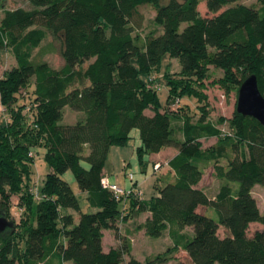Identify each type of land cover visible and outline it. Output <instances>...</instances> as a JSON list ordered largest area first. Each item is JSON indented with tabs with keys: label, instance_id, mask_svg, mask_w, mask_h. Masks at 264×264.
<instances>
[{
	"label": "trees",
	"instance_id": "trees-1",
	"mask_svg": "<svg viewBox=\"0 0 264 264\" xmlns=\"http://www.w3.org/2000/svg\"><path fill=\"white\" fill-rule=\"evenodd\" d=\"M28 1L31 8L7 9L0 22V50L12 49L17 62L0 78V105L8 115L0 126V216L13 223L0 233V264H125V256L127 264H142L129 240L108 250L104 245V231L119 238V220L136 213H149L140 230L150 237L168 232L194 264H264V229L248 234L252 223L264 224L253 195L255 185L264 187V124L236 109L228 120L231 132L223 134L225 118L216 124L205 105L199 104L203 112L195 122L185 113L189 105L180 107V114L171 109L176 99L206 101L211 67L223 72L215 83L227 89L238 90L256 75L264 96V0L259 7L207 0L211 16L199 11L201 0ZM146 6L154 8L162 32L141 38L136 32ZM49 32L60 44L61 68L45 59L57 50L55 41L42 46ZM166 53L182 64L180 72L164 75L167 109L148 81ZM32 86L30 103L20 104ZM66 107L85 112V119L62 124ZM174 120L182 122V137ZM135 128L142 164L145 154L164 147L173 146L178 154L168 162L173 179L157 184L149 199L129 196L124 215V198H116L102 180L111 148L128 145ZM211 137L218 142L205 148L202 139ZM40 147L51 171L37 198L27 187L33 152ZM196 159L214 161L221 181L215 197L200 187L204 172ZM68 170L93 212L82 210L62 178ZM13 195L23 206L18 219L10 206ZM220 227L227 231L224 237Z\"/></svg>",
	"mask_w": 264,
	"mask_h": 264
},
{
	"label": "rangeland",
	"instance_id": "rangeland-1",
	"mask_svg": "<svg viewBox=\"0 0 264 264\" xmlns=\"http://www.w3.org/2000/svg\"><path fill=\"white\" fill-rule=\"evenodd\" d=\"M207 0H201L199 4V11L202 15H209L212 14L208 12L206 6ZM243 4L247 5H256L260 6L259 0H238ZM31 4L28 0H0V22L4 13L7 9H17V8H31ZM145 13V21L143 24L142 29L138 30L136 33L140 34L141 38H145L147 35L150 34H160L162 32V28L155 24V16L156 12L152 6H146L143 8ZM186 23H183V27ZM55 41L57 50L54 53L48 54L45 59L50 62V64L55 68H61L64 65V59L60 53V44L55 40L54 36L51 32L48 33L47 39L43 42L42 46L48 44L49 42ZM39 49L33 51L36 54ZM132 63L135 66H138V58L135 57L132 59ZM17 64L16 57L12 49H1L0 50V78L3 77L4 73L11 69L13 66ZM89 63H85L81 69H85ZM182 70V64L179 58L171 57L169 53H166L161 61L160 70L155 73L156 75V84L158 85L159 89V97L161 103L165 104V109H167V99H168V86L166 80L164 79V75L166 72L178 73ZM149 75L143 74V78ZM223 76V72L220 69L215 67H211L210 69V77L205 81V87L203 90V94L207 96L204 102L199 103L196 98H184L181 100L180 107L183 108V105H189L188 110H185V113L190 116L192 122H195L197 118L203 112V108L199 110V104L202 106L205 105V109L208 113L210 120L213 122L220 123L219 119L225 118V121L221 124L222 133L226 134L231 132L228 120L232 118L234 112L237 109V100H238V93L239 89L237 88H230L227 89L222 87L218 82L221 77ZM147 77V78H148ZM34 86L29 89L30 95L26 98L19 97L20 104H29L30 98L33 95ZM25 95V94H24ZM208 103V106L206 105ZM175 114L179 113V108L171 107ZM151 114V112H150ZM4 112L2 111L0 105V126L5 125L7 122L8 115L3 116ZM86 114L82 111H76L71 109L70 107H66L64 109V119L62 120V124H74L77 121L85 119ZM182 122L174 120V128L177 131V136L182 137V134L179 133V127L181 126ZM219 125V124H218ZM132 139L130 141V145L128 147H124L122 150L125 153V159L127 168L124 170L123 174H120L122 171L123 160L117 157L116 149H113L109 155V159L107 162V166L112 167L113 164L115 166V172L117 175L120 176V185L123 189L130 190L134 183H138L140 186L137 187L143 194V196H150L152 193L157 191L155 188V184L159 186L166 185L170 180L166 174L167 166H163L161 170H155L153 159L151 154H145L143 157L142 164L137 152L135 149L141 145L142 141L140 139V132L138 128L132 130ZM224 136V135H223ZM218 142L217 138L213 139H203V145L205 148L209 146L215 145ZM116 148V147H115ZM87 153V149L85 151ZM45 147H40L37 151L33 152L35 156V162L33 164V171L30 175L31 178V187H27V189L33 193L35 191V185H37V189L39 191L42 190L47 174L51 171V168L47 161L44 158ZM120 159V160H119ZM200 168L203 169L204 176L203 180L200 184L202 188H204L209 196L215 197L218 193V190L221 185V181L216 177L214 171V161H206V160H195ZM119 163V165H118ZM219 163H225L223 159L219 160ZM132 173L134 176V180L131 181L128 174ZM62 178L67 181L76 195L79 198L80 205L84 212H93L95 209L90 208L89 204L86 199V193L82 192L78 186L76 178L71 170L66 171L64 174L61 175ZM173 179V178H172ZM35 194V193H34ZM253 195L258 201V205L262 214H264V187L257 184L253 189ZM12 207V215L15 218H19L21 215V208L19 195H13L11 199ZM122 208L125 206L127 209L130 207V203L128 201H124V203L120 205ZM202 211H205L206 208L201 207ZM208 215L215 217L214 210L209 208ZM128 210H125L127 213ZM19 212V213H17ZM134 215V214H133ZM146 214H135L134 216L129 215L127 218L120 219V234L119 238L116 237V233L113 230H105V246L106 248H111L113 246H121L122 242L130 241L132 243V255L140 260L142 264H194L191 258L188 256V253L182 249H176L174 247V243L169 236L168 232H165L161 237H150L145 234L144 231L139 229V225L142 221H145L146 218L144 217ZM136 216V217H135ZM145 218V219H144ZM264 229V224L255 222L250 225L248 230V234L251 236L255 233V231ZM188 233L191 232V229H187ZM219 235L224 237L227 235V231L220 227ZM129 262V256H125V264ZM67 264H74L72 261H69Z\"/></svg>",
	"mask_w": 264,
	"mask_h": 264
},
{
	"label": "water",
	"instance_id": "water-1",
	"mask_svg": "<svg viewBox=\"0 0 264 264\" xmlns=\"http://www.w3.org/2000/svg\"><path fill=\"white\" fill-rule=\"evenodd\" d=\"M237 111L264 124V96L259 89L256 75L249 76L239 87ZM12 225L11 221L0 216V233Z\"/></svg>",
	"mask_w": 264,
	"mask_h": 264
},
{
	"label": "crops",
	"instance_id": "crops-1",
	"mask_svg": "<svg viewBox=\"0 0 264 264\" xmlns=\"http://www.w3.org/2000/svg\"><path fill=\"white\" fill-rule=\"evenodd\" d=\"M164 108H165V104H164ZM213 138H215V137H211L210 139H213ZM202 141H203V139H202ZM129 145H130V142H129L128 145H125V146H113L111 148V150H110V153H111V151H113V149H116L117 157L120 158L121 160H123L121 162H123V164H124V166H123L124 169H122V171L120 172V174H123L124 173V170L127 168V164H126L127 161H126V159H125L126 157L124 155L126 152L124 153L122 149L124 147H128ZM135 152H136V149H135ZM110 153H109V155H110ZM150 154H151L152 159H153L154 169L155 170H161V168L163 166H167L166 174H167L168 178H170V180H172V178L174 176V173L171 171V169H170V167L168 165V162H169L170 159H172L175 155L178 154V149L175 148V147H173V146H169V147H164L158 153H150ZM108 159H107V162H108ZM107 162H106L105 169H104L105 177L108 178L111 183H116V184L120 185V176L117 175L116 173H114L115 170H116L114 164H113L112 167H109V166H107L108 165ZM156 164H160V166H159L158 169L155 168V165ZM118 165H119V163H118ZM129 174H128V176H129ZM203 176H204V174H203ZM201 182H200V184H201ZM156 185L157 184H155V188H156ZM120 186H122V185H120ZM137 186L139 187L140 185L138 184ZM156 194H157V191L155 193H152V195H150V196H143V194H142L141 195V198H143V199H149L150 197H152V196H154ZM140 214H146V215H144L145 218H147L149 216V213H140ZM134 215L132 214V216H134ZM75 217H76V219H78L79 218L78 217V214L75 213ZM143 222L144 221H142V223ZM104 234H105V231H104ZM104 240H105V236H104ZM104 243H105V241H104ZM105 249L108 250L109 248H106V246H105ZM67 263H69V261L68 262H65L64 264H67Z\"/></svg>",
	"mask_w": 264,
	"mask_h": 264
},
{
	"label": "built area",
	"instance_id": "built-area-1",
	"mask_svg": "<svg viewBox=\"0 0 264 264\" xmlns=\"http://www.w3.org/2000/svg\"><path fill=\"white\" fill-rule=\"evenodd\" d=\"M149 87L150 88H158V85L156 84V75L155 74H152L150 77H149ZM180 103H181V100L180 99H176L172 104H171V107H177V108H180ZM160 166V164H156L155 165V168L158 169ZM129 178L131 181L134 180V176L132 173L129 174ZM102 184H103V187L106 188V189H109L113 192V194L116 196V198H124V201H127L129 196L131 195H138L141 197L142 195V192L137 188L138 186L134 185L132 186V188L130 190H126V189H123L120 185L116 184V183H111L109 181L108 178L104 177L103 180H102ZM35 196L37 198L41 197L40 195V192L39 190L37 189V185H35ZM126 198V199H125ZM126 207L124 206V215L126 214L125 212ZM21 212H22V209H21ZM19 213V212H17Z\"/></svg>",
	"mask_w": 264,
	"mask_h": 264
}]
</instances>
